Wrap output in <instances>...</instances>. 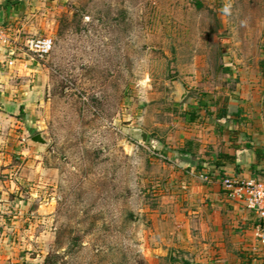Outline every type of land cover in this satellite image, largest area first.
I'll list each match as a JSON object with an SVG mask.
<instances>
[{"label": "rangeland", "instance_id": "1", "mask_svg": "<svg viewBox=\"0 0 264 264\" xmlns=\"http://www.w3.org/2000/svg\"><path fill=\"white\" fill-rule=\"evenodd\" d=\"M0 32V264H184L164 219L202 163L180 145L217 97L260 101L264 0H0Z\"/></svg>", "mask_w": 264, "mask_h": 264}, {"label": "crops", "instance_id": "2", "mask_svg": "<svg viewBox=\"0 0 264 264\" xmlns=\"http://www.w3.org/2000/svg\"><path fill=\"white\" fill-rule=\"evenodd\" d=\"M261 94L263 99L264 91ZM261 99H248L249 103H242L233 115L229 113L230 107L227 108L229 120L235 123H227V129L235 133L231 138L216 127L213 102L209 110L213 122L201 129L200 140L193 145L196 149L180 155L187 160L195 157L196 161H201V174L206 172L211 179L210 183H203L197 175L188 174L186 181L181 183L180 188L184 191L179 197L180 202L164 219L173 222L169 246L186 253L189 260H185L190 264H240L242 261L264 264V243L254 236L257 222L252 213L219 184L221 177L255 179L264 171V101ZM200 102L201 108L208 107L207 102V106ZM184 143L180 145L182 149ZM220 156L232 157L233 161L224 162L222 157L221 164L215 166ZM3 226L0 217V227ZM262 227L264 229V225ZM3 228L7 229V226Z\"/></svg>", "mask_w": 264, "mask_h": 264}, {"label": "built area", "instance_id": "3", "mask_svg": "<svg viewBox=\"0 0 264 264\" xmlns=\"http://www.w3.org/2000/svg\"><path fill=\"white\" fill-rule=\"evenodd\" d=\"M4 39V33L0 32V42ZM6 41V40H5ZM27 52L37 58H42L48 54L52 49L50 41L35 38L29 39L25 42ZM0 44V49H2ZM1 54V52H0ZM2 55V54H1ZM5 67H12L13 62L11 59L0 61ZM203 183H210L211 179L208 174H200L197 177ZM219 184L224 191L229 192L234 196L243 206L252 213L256 223L255 238L264 243V178L255 179H236L230 177H221Z\"/></svg>", "mask_w": 264, "mask_h": 264}, {"label": "trees", "instance_id": "4", "mask_svg": "<svg viewBox=\"0 0 264 264\" xmlns=\"http://www.w3.org/2000/svg\"><path fill=\"white\" fill-rule=\"evenodd\" d=\"M264 101V100H263ZM214 106L216 108L215 111V125L218 128L220 133H226L229 135V137L231 138L233 136V134H235L234 132L232 133L230 130L227 129V123L229 120V114H228V99L227 97L224 96H219L215 99L214 101ZM184 118L186 121H192L193 118V113L190 115H188V113H186L184 115ZM196 149V146H193V142L192 140L186 141L184 143V148L182 149L181 153H188L189 151H192ZM260 154H258V158L260 159ZM222 157L224 158L223 161L227 162V163H231L233 161L232 157L229 156H220L218 161L215 162V166H218L221 164V159ZM244 261H242V263L240 264H248L243 263ZM184 264H190L189 261L185 260Z\"/></svg>", "mask_w": 264, "mask_h": 264}, {"label": "water", "instance_id": "5", "mask_svg": "<svg viewBox=\"0 0 264 264\" xmlns=\"http://www.w3.org/2000/svg\"><path fill=\"white\" fill-rule=\"evenodd\" d=\"M25 3H27L29 0H23ZM186 95V92L183 89H180L177 92V100L182 101ZM133 137L134 139L139 142L140 144H145L147 139V134L140 130V129H134L133 130ZM29 142L34 146H41V147H47L48 142L41 134H36L32 137H30Z\"/></svg>", "mask_w": 264, "mask_h": 264}]
</instances>
